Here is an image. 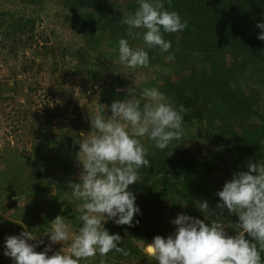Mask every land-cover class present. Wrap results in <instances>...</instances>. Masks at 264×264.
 Segmentation results:
<instances>
[{"label": "rangeland", "instance_id": "obj_1", "mask_svg": "<svg viewBox=\"0 0 264 264\" xmlns=\"http://www.w3.org/2000/svg\"><path fill=\"white\" fill-rule=\"evenodd\" d=\"M190 1L197 0H163V3L166 9L173 11L187 6ZM138 6L139 0H94L91 3L0 0V264H15L4 255L5 239L25 230L39 236L45 246L51 245L49 256L59 250L67 251L70 242L52 244L46 234L57 215L66 217L72 231L78 232L77 217L82 207L81 202L72 198L69 184L70 181L78 183L82 171L77 158L79 145L74 140L92 131L90 115L99 104L105 105L100 99L104 88L114 89L124 98L131 87L137 92L155 87L179 107L177 96L168 90L170 82L192 100L195 93L198 102L205 105L199 118H186L187 111L184 113L182 141H173L169 148L161 150L152 141L143 139L147 158H155L159 169L158 177L149 183L150 195L143 197L137 187L139 181L130 185L128 190L136 195L135 203L140 208V214L134 217V226H118L111 220L104 226L110 234L121 236L118 246L141 252L144 259L140 254L134 257L130 253L119 260V264H157L144 252V245L149 243L140 239V233L145 231L152 238L157 235L167 238L175 232L176 226L171 221L178 214L204 220L206 224L211 222L204 212L196 211L194 205L188 203L180 184L183 178L205 173L204 166L211 168L222 160L232 164L233 158L227 149L233 139L223 132L234 119L231 115L234 103L229 96L251 102L258 110L253 120L257 125L264 122L260 120L264 119V56L263 61L257 63L256 57L250 55L249 67L237 73V65L245 58L238 50L224 53V58L214 67L201 51L197 35L182 38L178 33H164L165 40L172 42L170 52L174 60H166L168 53L155 48L149 50V67L129 69L120 64L112 49L118 46L121 37L129 39L133 47H144V30L124 25V18ZM263 6L255 15L257 24L264 23ZM195 17L210 21L212 14L197 12ZM27 20L34 21V25L27 26L34 27L33 40L29 41L31 33L16 39L18 45H32L21 53V57L32 64V71L23 73L19 71L23 62L15 61L10 46L12 36L21 31L15 30ZM130 32L140 35H130ZM182 53L191 60L180 59L178 55ZM194 74L196 78L192 77ZM201 76L205 80L226 83L222 86V96L216 97L213 89L197 90V87L204 88L199 82ZM12 90L19 91V95L10 93ZM105 115H111L110 109L106 108ZM41 127L48 138V141L42 140L43 147L38 146L35 134ZM236 130L240 131L237 125L231 131ZM38 137L43 138L41 134ZM34 146L40 152H35ZM173 147H183L188 153L179 160L176 153L173 154ZM260 162H264V151L255 164ZM178 164L182 166L179 173ZM37 169L40 184L35 179ZM208 205V211L213 213ZM223 212H216L217 219L226 220L227 213ZM136 228L139 231H135ZM28 243L37 244V252V240ZM106 258L97 255L81 264H105Z\"/></svg>", "mask_w": 264, "mask_h": 264}, {"label": "clouds", "instance_id": "obj_2", "mask_svg": "<svg viewBox=\"0 0 264 264\" xmlns=\"http://www.w3.org/2000/svg\"><path fill=\"white\" fill-rule=\"evenodd\" d=\"M124 25L144 30V47H133L129 39L121 37L112 51L120 64L138 69L150 66V49L158 48L161 53H168L166 60H174L172 42L165 40L164 33L183 32L188 21L178 12L166 9L163 0H139L135 12L124 18ZM256 27L261 29L257 38L264 41V23ZM127 93L111 103L110 116L105 115L109 106L99 104L90 115L92 131L74 140L79 145L77 158L82 171L79 182L69 184L72 198L81 202L82 212L77 217L80 226L74 233L71 222L57 215L46 234L52 244L70 242L67 251L59 250L49 256L51 245H47L36 252L37 244L28 241H43L25 230L5 239L4 255L15 264H81L97 255H130L128 249L118 246L121 236L110 234L104 225L111 220L118 226H134L140 208L135 203L136 195L128 188L139 181L142 168L151 166L142 141L147 138L161 150L169 148L173 141H182L186 109L183 105L177 107L155 87L139 92L131 87ZM216 195L220 201L217 207L238 217L236 235L227 233L224 220L214 219L206 224L204 220L178 214L171 221L175 232L167 238L155 236L144 245L146 255L157 264H264V162L249 163L248 171L234 174ZM198 208L207 219L208 202H200ZM228 226L233 227L230 223ZM245 234L251 239H246Z\"/></svg>", "mask_w": 264, "mask_h": 264}, {"label": "trees", "instance_id": "obj_3", "mask_svg": "<svg viewBox=\"0 0 264 264\" xmlns=\"http://www.w3.org/2000/svg\"><path fill=\"white\" fill-rule=\"evenodd\" d=\"M77 1H80L81 3H91L94 0ZM263 5L264 0H197L196 2L190 1L187 3V6H180L173 11L178 12L183 19L188 21L187 28L183 32L178 33L179 37L191 38V36L197 35L196 37L199 39L201 51L204 52V56L209 58L210 64L214 67L218 66V60L223 57L224 53H227V51L230 50H238V53L243 54L245 58L242 62H240L239 65H237V73H243L249 67L250 62H252V60L249 59L250 55L256 57L255 60L257 63L263 61L262 56H264V41L257 38L261 31L256 27L257 18L255 16L262 11L261 6ZM206 11L212 14L210 21L195 17L197 12L203 13ZM29 23L34 25L33 20H27L24 25L18 26L15 31H18L19 29L21 31H18V34L15 33L12 36L13 42L10 46L12 50L11 53L13 54L15 61L23 62V65H21L19 70L23 73L32 71V64L27 63V59L21 57V53L25 47H32V45L28 44L29 46H27L25 43L18 45V41L16 39H19L22 34L24 35L28 33L29 35V33H31V35H29V41L33 40L34 27L27 28ZM198 39L195 42L196 46ZM183 54L186 53L178 55L180 56V59L184 58L185 60H191L189 56H185ZM182 65L184 66V63H182ZM190 65H192V61ZM204 76L207 77L206 75ZM204 76H201V79L199 80V82H202L201 85L204 88L197 87L196 89H203V91H208L207 89H213L216 97L222 96L224 93L222 86L226 83L205 80ZM192 77H195V74L192 75ZM192 77L187 82H190ZM19 89L21 90V87H19ZM6 90L7 89H5V91ZM168 90L177 96V102L183 105L186 109L188 114L186 118H199L202 115L205 105L198 102V95L193 93L194 98L192 100L184 94V90H177L176 86L170 82ZM10 93L13 95H19L20 92L12 90ZM100 96V99L104 102V104L109 106L108 109H110V105L114 100L122 99L121 96L111 88H104L101 91ZM229 97H232L231 100L234 103L232 105L233 108L231 112V115L234 119L227 126H225L223 132L229 133L233 139V144L229 149H227L232 155V164L222 160L221 163L214 164L211 168L204 166L203 170H206L205 173H203V171L197 173V177L195 178H191V176L189 178H183L180 184L182 189L186 192V200L188 203L194 205L196 211L199 209L198 204L200 202L206 200L208 201L212 209L211 211L213 212L210 213L208 211V222L217 219L219 215L217 216L216 212L222 210L217 207V204L220 202L219 197L217 195L214 197L210 193L214 192L216 194L222 189L226 181L232 179L234 174L242 171H248V164H255L258 159H261V154L264 151V122H259L260 124L257 125L256 120H253L254 117L258 116V110L254 109L251 105V102L249 101L240 100L233 96ZM194 100H196V102H194ZM260 120L264 121L262 118ZM235 125L240 128V131H231L232 127L233 129L235 128ZM42 130L43 129L41 127L35 132L38 138L39 147H43V139L48 141L46 134H44V131ZM39 134H41L43 138H39ZM34 151L40 152L36 146H34ZM174 153H176L178 159L181 160L187 155L188 150L183 147H176L175 149L173 147V154ZM148 159L151 162V166L148 168H142L140 170V179L137 183V187L144 198L149 197L151 192V186L149 183L154 177H158L159 173V169L156 167V159L152 157H148ZM177 167L178 173L181 172L182 166L178 164ZM151 174L154 176L151 177ZM35 179L38 180L37 184H40L39 169H37L35 172ZM222 211L227 213L225 220L227 228L225 230L229 235H236L237 229L234 227V225L238 223V217L229 214L227 209H223ZM229 223L233 225V227H229ZM135 231H139L138 228H136ZM140 234V239L144 243H150L153 241L152 236H148L145 231L141 232ZM245 238L251 239L247 236V234H245ZM44 248V244H39L37 252L43 251ZM129 251L132 255H134V257H137L138 254H140V258L142 260L144 259L143 255H141V252H135L131 250ZM123 257L125 256L119 253H109L105 260V264H119L118 261L122 260ZM261 258L264 260V253H262Z\"/></svg>", "mask_w": 264, "mask_h": 264}]
</instances>
